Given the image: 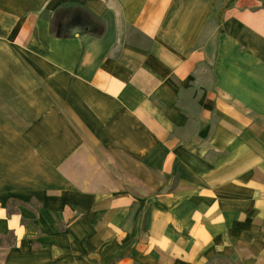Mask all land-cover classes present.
Instances as JSON below:
<instances>
[{
  "label": "crops",
  "instance_id": "1",
  "mask_svg": "<svg viewBox=\"0 0 264 264\" xmlns=\"http://www.w3.org/2000/svg\"><path fill=\"white\" fill-rule=\"evenodd\" d=\"M9 231L0 264H264V0H0Z\"/></svg>",
  "mask_w": 264,
  "mask_h": 264
},
{
  "label": "rangeland",
  "instance_id": "2",
  "mask_svg": "<svg viewBox=\"0 0 264 264\" xmlns=\"http://www.w3.org/2000/svg\"><path fill=\"white\" fill-rule=\"evenodd\" d=\"M217 29L215 30V33L212 34L211 36H215ZM212 55L215 56L216 58V48H211L210 49ZM83 114V113H82ZM83 116L85 117V119L88 120V118L83 114ZM89 121V120H88ZM90 155V154H89ZM95 155H90V160H94ZM87 157L86 155L82 156V161L83 159ZM61 167V166H60ZM97 165L95 164H75L74 165V171H75V177H76V181L75 182H71V184L75 185L76 188H81L82 190H89V191H97ZM121 176L120 173V167H119V177ZM84 177H87L88 180H83ZM161 184V182H160ZM168 186L163 185L162 186V191H164ZM161 190V189H160Z\"/></svg>",
  "mask_w": 264,
  "mask_h": 264
},
{
  "label": "trees",
  "instance_id": "3",
  "mask_svg": "<svg viewBox=\"0 0 264 264\" xmlns=\"http://www.w3.org/2000/svg\"><path fill=\"white\" fill-rule=\"evenodd\" d=\"M10 203V202H9ZM16 204L20 205H29L28 203H25L23 201H15ZM13 244V232L9 231L6 234H0V246H10Z\"/></svg>",
  "mask_w": 264,
  "mask_h": 264
}]
</instances>
